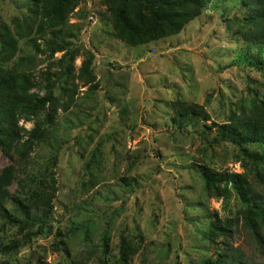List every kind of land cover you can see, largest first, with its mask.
<instances>
[{
  "label": "rangeland",
  "instance_id": "1",
  "mask_svg": "<svg viewBox=\"0 0 264 264\" xmlns=\"http://www.w3.org/2000/svg\"><path fill=\"white\" fill-rule=\"evenodd\" d=\"M33 1L0 0V34L9 28L19 41L10 66L35 55L28 70L42 96L48 78L54 83L61 71L64 51L52 54L46 42L54 37L42 38L36 26L30 37L17 35L16 23L29 19ZM204 1L178 33L139 44L115 34L111 5L77 1L62 34L79 52L67 91L54 89L61 105L53 114L46 106L39 116H23L11 144L0 146V173L15 172L6 206L21 209L17 222L0 214V238L11 247L0 264H120L123 236L136 249L130 264H204L220 256L222 237L212 234L211 222L216 212L236 216L241 203L224 183L208 186L197 165L251 171L234 145L207 148L200 134L264 93V67L250 63L264 55L244 40L247 7ZM36 36L43 51L30 40ZM87 53L94 56L92 83L80 71ZM180 103L197 105L209 118L188 123L179 118ZM39 117L44 133L36 138ZM216 135V126L206 134ZM233 235V245L263 264L264 245L241 222Z\"/></svg>",
  "mask_w": 264,
  "mask_h": 264
},
{
  "label": "trees",
  "instance_id": "2",
  "mask_svg": "<svg viewBox=\"0 0 264 264\" xmlns=\"http://www.w3.org/2000/svg\"><path fill=\"white\" fill-rule=\"evenodd\" d=\"M78 0H34L31 7L32 15L22 24L17 21L19 28L17 35L24 38L30 37L33 27L42 38L50 34L54 38L46 42L47 49L54 54L57 51H64L58 60L61 71L51 81L48 78L46 88L48 91L40 95L35 91V83L32 80L31 72L28 70L32 66L35 58L34 54L22 55L13 66L9 63L19 49V41L16 35L12 34L9 28H5L0 34V146L12 142L16 133L22 127L18 122L23 116H39L41 110L46 106L52 107V113L57 111L59 105L58 98L54 94V89L67 91L68 83L74 74V59L79 52L77 48L62 38L63 30L67 24L69 14L75 8ZM241 4L250 11L246 17L245 24L248 27L243 32L244 40L253 44L257 50L264 55V0H239ZM111 5L114 15L115 34L131 44H139L145 41L158 39L164 36L178 33L181 27L192 17L201 12L204 0H103ZM36 33V34H37ZM37 36L31 37V41L41 50L37 43ZM61 39V41L59 40ZM92 53H87L80 67L81 76H84L86 83L95 81L93 72ZM251 65L264 67V59L253 58ZM53 84V86H51ZM96 86V85H95ZM97 87V86H96ZM69 105L64 108L68 109ZM183 107L179 118H185L188 123H200L209 118V113L201 110L197 105ZM30 120V119H29ZM44 120L37 119L33 136L42 137L44 133ZM182 122V121H181ZM216 126L217 135L208 138L206 134L211 132ZM208 130H204L200 135L205 138L204 146L209 148L214 144L230 143L238 150V156L245 168H249L251 174L222 173L207 167L197 165V170L206 180L208 186L218 183L226 185L225 190L234 193L240 200L241 207L236 216L222 218L216 212L215 218L211 222V232L222 237L219 247L220 256L214 261H207L204 264H259L249 259L241 246H235L230 240L233 239L234 228L239 224L249 231V233L264 245V93H257L253 101L240 105L237 110H232L227 122L218 124L214 122L207 125ZM254 171V173H252ZM15 180V172L12 167L4 168L0 173V214L3 217L14 218L21 209L9 210L6 206L8 200L12 198L10 186ZM14 197V196H13ZM16 198V199H15ZM13 198L21 205L18 197ZM51 203H47L43 216L50 215ZM26 219L29 215H25ZM10 244L0 238V253L10 250ZM105 256L110 252L109 242L105 237L103 244ZM131 242L122 237L118 262L120 264H130L131 255L135 252ZM100 264H111L103 259ZM264 264V262H263Z\"/></svg>",
  "mask_w": 264,
  "mask_h": 264
}]
</instances>
